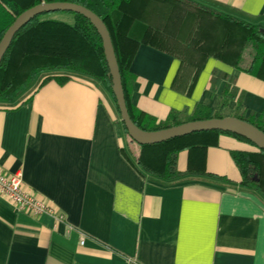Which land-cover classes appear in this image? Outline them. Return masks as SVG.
<instances>
[{
	"label": "crops",
	"instance_id": "1",
	"mask_svg": "<svg viewBox=\"0 0 264 264\" xmlns=\"http://www.w3.org/2000/svg\"><path fill=\"white\" fill-rule=\"evenodd\" d=\"M192 1L264 25V0ZM150 23L166 31L167 18ZM180 65L176 54L140 45L133 105L158 120L199 104L216 111L232 78L237 94L224 116H235L239 96L247 114L264 110L263 79L210 56L189 93L193 72L176 85ZM60 74L71 78L41 85ZM120 117L104 84L76 72L43 73L18 101L0 102V168L22 170L26 186L65 217L19 211L0 195V264H264V196L240 184L232 156L258 147L220 134L206 173L183 150L179 169L197 173L166 181L140 170Z\"/></svg>",
	"mask_w": 264,
	"mask_h": 264
},
{
	"label": "trees",
	"instance_id": "2",
	"mask_svg": "<svg viewBox=\"0 0 264 264\" xmlns=\"http://www.w3.org/2000/svg\"><path fill=\"white\" fill-rule=\"evenodd\" d=\"M54 1L82 4L105 21L118 58L130 115L142 129L159 130L192 120L224 117L223 109L237 94L234 79L229 78L218 110L199 104L192 115L186 110H173L165 120H158L135 107L131 100V88L135 80L131 65L142 44L153 45L180 58L176 85L179 80L184 84V71H192L189 93L210 56L264 80V25L192 0H0V41L23 11L42 2ZM60 12L70 13L72 21L53 17L54 12L43 13L16 34L0 65V102L18 101L43 73L66 71L81 73L100 81L117 103L103 40L97 28L80 13ZM152 17L167 18L166 31L151 24ZM187 17L191 19L188 24L184 23V18ZM186 29L187 37L182 41L181 32ZM215 74L212 79L214 84L219 79ZM220 77L228 76L222 74ZM54 78L65 83L71 76L49 75L41 85ZM236 108L235 116L264 131V110L260 114L254 111L247 114L241 96ZM122 125L129 135L123 121ZM220 134H230L255 145L241 135L221 130L194 132L153 144H139L131 137L130 139L138 145L136 162L142 172L173 181L197 173L191 169H179V154L183 150L190 154V166L195 163L202 168V173H206L203 171L205 153L210 146L218 145ZM232 156L242 175L240 184L255 189L264 196V149L258 147L257 151L235 150L232 151Z\"/></svg>",
	"mask_w": 264,
	"mask_h": 264
},
{
	"label": "water",
	"instance_id": "3",
	"mask_svg": "<svg viewBox=\"0 0 264 264\" xmlns=\"http://www.w3.org/2000/svg\"><path fill=\"white\" fill-rule=\"evenodd\" d=\"M71 11L90 19L103 40L105 56L109 65V75L113 82V91L121 113L122 121L130 137L139 144H153L173 138L186 136L194 132L221 130L241 135L264 149V131L253 123L237 116L212 117L204 120H192L159 130H145L132 119L127 106L122 74L112 41L111 33L105 21L90 8L70 1L42 2L23 11L6 30L0 41V65L10 48L16 34L32 19L43 13Z\"/></svg>",
	"mask_w": 264,
	"mask_h": 264
},
{
	"label": "built area",
	"instance_id": "4",
	"mask_svg": "<svg viewBox=\"0 0 264 264\" xmlns=\"http://www.w3.org/2000/svg\"><path fill=\"white\" fill-rule=\"evenodd\" d=\"M0 195L14 204L19 211L34 215L48 213L60 221L65 218L57 214L54 205L45 196L26 186L22 170L5 172L0 168Z\"/></svg>",
	"mask_w": 264,
	"mask_h": 264
},
{
	"label": "rangeland",
	"instance_id": "5",
	"mask_svg": "<svg viewBox=\"0 0 264 264\" xmlns=\"http://www.w3.org/2000/svg\"><path fill=\"white\" fill-rule=\"evenodd\" d=\"M52 16L56 17V18L66 19V20L72 21V15L70 13H67V12H54V13H52ZM120 119L122 122L121 117H120ZM133 144L135 145L136 148L138 147L136 142H133ZM136 148H135V150H136ZM136 153H137V150H136Z\"/></svg>",
	"mask_w": 264,
	"mask_h": 264
}]
</instances>
